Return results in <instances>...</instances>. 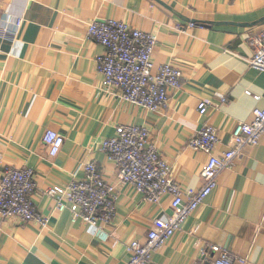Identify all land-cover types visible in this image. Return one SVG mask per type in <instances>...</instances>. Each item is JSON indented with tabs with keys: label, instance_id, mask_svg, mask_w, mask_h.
Here are the masks:
<instances>
[{
	"label": "crops",
	"instance_id": "obj_1",
	"mask_svg": "<svg viewBox=\"0 0 264 264\" xmlns=\"http://www.w3.org/2000/svg\"><path fill=\"white\" fill-rule=\"evenodd\" d=\"M158 1L0 0V182L9 167L33 170V201L48 218L43 227L0 216V264H126L128 245L145 242L173 210L168 196L150 204L132 185H118L103 142L120 125L148 127L174 180L195 192L207 160L189 147L197 131L216 127L222 156L236 124L251 123L264 108V72L249 64L251 38L264 32V0ZM15 20L22 24L13 34ZM107 20L156 37V67L181 71L165 109L128 103L107 86L98 64L106 49L88 36L91 22ZM204 100L210 107L201 115ZM49 130L65 140L56 157L43 142ZM90 164L117 184L115 215L97 228L76 216L77 206L59 210L45 194L83 180ZM223 252L235 264H264V136L221 173L216 191L150 264H213Z\"/></svg>",
	"mask_w": 264,
	"mask_h": 264
},
{
	"label": "built area",
	"instance_id": "obj_2",
	"mask_svg": "<svg viewBox=\"0 0 264 264\" xmlns=\"http://www.w3.org/2000/svg\"><path fill=\"white\" fill-rule=\"evenodd\" d=\"M21 24V20L11 24L13 34ZM88 36L106 49L98 64L107 86L118 90L126 102L151 112L166 108L171 92L181 86L182 73L169 64L156 67L153 62L156 37L116 20L91 22ZM251 45L254 54L249 64L264 72V32L253 36ZM218 97L226 101L223 96ZM209 107L207 100L201 101L198 106L200 114L206 115ZM263 136L264 108H256L251 123H238L234 127L231 148L222 156H217L220 144L218 130L211 124L204 125L189 142L190 149L207 157L201 170L203 186L195 192H185L174 180L170 165L151 141L149 128L120 125L116 135L104 141L102 148L117 167L118 185H132L150 204H158L168 196L173 210L171 216L163 218L161 224L149 232L145 242L134 241L128 245L129 259L126 264H150L153 255L216 191L221 173L229 170L248 147L257 146ZM43 142L50 156L56 157L65 140L58 132L49 130L44 134ZM85 172L83 180L48 188L45 194L55 200L59 210L70 205L77 206L80 212L76 216L90 226L97 228L99 222L108 225L115 215L117 184L105 180L95 164L86 166ZM37 188L33 170L7 168L0 182V216L46 227L48 218L37 211L33 201ZM213 264H235V258L223 252Z\"/></svg>",
	"mask_w": 264,
	"mask_h": 264
},
{
	"label": "water",
	"instance_id": "obj_3",
	"mask_svg": "<svg viewBox=\"0 0 264 264\" xmlns=\"http://www.w3.org/2000/svg\"><path fill=\"white\" fill-rule=\"evenodd\" d=\"M155 1H157V2H159L160 3V1H158V0H155ZM179 16V15H178ZM181 17V16H180ZM182 18V20H184V21H186V22H189V23H192V24H199V23H197V22H195V21H189V20H187V19H184L183 17H181ZM258 24H264V18L258 23ZM201 27H209V26H220V24H218V23H200L199 24Z\"/></svg>",
	"mask_w": 264,
	"mask_h": 264
}]
</instances>
